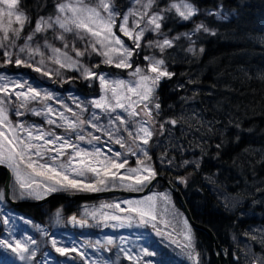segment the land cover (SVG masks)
<instances>
[{
	"label": "rangeland",
	"instance_id": "obj_1",
	"mask_svg": "<svg viewBox=\"0 0 264 264\" xmlns=\"http://www.w3.org/2000/svg\"><path fill=\"white\" fill-rule=\"evenodd\" d=\"M65 2H70V0H56L54 14L43 18L45 20L55 19L59 14L57 5ZM83 2L87 7L97 8L102 15H107L98 7L100 0H83ZM110 2L112 10L116 14L113 32L124 42V46L129 50H133L134 53L129 58L131 64L129 68L115 67V63L119 62L118 59L114 60L113 64L104 63L103 56L91 52L89 37L87 35L82 37L75 30L64 32L58 26H54L43 32L35 33L36 22L40 18L35 21L29 32H24L25 27H27V20L19 36L10 31L9 38L5 41L3 39V28L7 26L9 17L6 14L7 6L0 4V8L4 9V14L0 15V43L4 45V47H0V77L5 78L0 80V87L10 89L6 97L3 92H0V99L5 101L6 114L12 125L23 124L25 127L33 129L34 135H39L40 132L51 133V136L46 135L45 139L62 137L75 145L77 150L92 153L99 148L105 156H113L114 153L120 152L122 155L117 159L119 162L127 159L128 168H136L138 160H145V163L150 165L156 172L155 168L158 164L153 159L150 148H152L151 146L155 147L158 142L155 140V128L149 122L159 111V108L154 107L155 104H159L156 99V90L154 99L149 105L151 117L145 114L142 104L136 106L139 114L130 116V109L127 108L128 100L122 101L126 105L125 109L116 108L114 112L101 111L91 103L106 95L102 90L100 80L96 77L84 79L82 69L61 67L60 64L55 62L57 54L52 51V49H60L59 58L61 60L64 59L63 54L66 53L72 61H78L84 67L94 70L98 76H104L107 81H124L125 86L118 90V95L121 97L130 96L132 101H136L138 98L127 92V88L134 87L136 81L139 80V75L135 74L136 69H144L145 71L142 74L150 75L147 72L150 62L145 60V57L161 60L159 53H162V51L159 47H156V44L162 43L164 39L171 40L172 44L174 41L171 37L162 34L161 31L155 32L149 29L145 31L140 41L141 47L137 49L133 41L120 31L119 25L122 23L123 17L129 15V28L131 29L136 21L140 19V15L144 13L143 5L147 4L148 0H128V6L123 10L118 8L114 0H110ZM176 2L178 0L171 2L170 5ZM187 2L192 4L188 0ZM172 10L176 13L174 9ZM147 12L149 16L153 14L161 15L160 11L153 9V4L151 8L147 9ZM198 12L197 9L195 15L189 20H183L176 13L182 21L193 22L192 29L182 34L187 42V49L188 51L191 49L189 51L191 53L195 50L196 34L204 31L203 29L196 30L197 25H203L200 21L195 20ZM19 13L26 16L17 5L15 14ZM204 13L219 20L229 18V13L220 6L205 10ZM15 14L11 17L12 28L18 29L20 26L15 21ZM146 23L147 17L141 21L140 26L144 27ZM60 35H63L64 39H57ZM29 36H32L31 40L28 39ZM150 43L152 46H149ZM21 48L25 49L23 53L20 52ZM36 48H39V53L30 56L29 51ZM86 48H88V53L84 56H76L77 50L84 51ZM5 51L13 53L11 63H5ZM17 58L25 61V64L16 65L15 60ZM9 65H13L18 69L23 67V70L13 73L8 69ZM100 66H111L123 71V73L106 71ZM36 68H40V71H36ZM163 68L168 71L165 64H163ZM70 72L74 73L75 76L70 75ZM75 80L84 83L89 89L88 92L78 91ZM19 84H24L25 87L23 89L17 88L16 85ZM29 88L39 92L41 98L27 102L25 107L22 108L21 103L23 101L17 99L15 92H26ZM47 96L51 98L45 99L44 97ZM107 96L110 102L115 104L110 90L107 92ZM49 108L52 109L51 112L47 111ZM18 112L23 114L18 115ZM36 112L42 114L37 115ZM117 116L125 120L126 123L121 125L120 121L116 119ZM50 121H55V123H50ZM68 122L76 124V127L69 128ZM93 125H96V127H93ZM142 125L152 132L147 145H144L141 140L135 139L138 129ZM0 131H4L6 135L9 134L8 130L2 126H0ZM109 133H111V136H109ZM129 133L132 135H129ZM17 135L26 138L23 132L18 131ZM80 136H83L84 139L80 140ZM158 136L160 135L158 134ZM93 137L99 139H93ZM116 139H121L125 147L115 143ZM0 140H2V137H0ZM33 143L41 144L42 141H33ZM61 143H63V140L57 141L55 147L58 148ZM137 145H140V148L147 152L150 159H145L143 152L137 149ZM48 147L53 146L49 145ZM109 148L112 150L111 153L108 152ZM128 148L133 149L136 155L128 152ZM73 155L72 148H66L62 156L57 155L56 152H46L41 162L50 164L61 173L59 177H56L57 179H62L64 175H68L70 179L82 184L97 183V178L90 172H86L84 176H78L72 171V167L76 165L69 166L68 158ZM53 156H57L55 161L51 159ZM33 159H36V157L33 156ZM100 159H103V156ZM187 163L184 162L183 165ZM3 165L10 172L9 196L14 200H36L38 199L37 194L40 198L45 196L46 186L54 184V180L37 176L31 169L26 167V164L22 163L19 168L21 179L33 184V194L29 195L24 192L21 195L22 190L19 188L14 171L7 164ZM61 165H64V167H61ZM164 165L176 169L180 167L172 160L160 163V166ZM92 166L97 165L93 164ZM120 173L128 175L127 169H121ZM48 175L53 174L49 173ZM34 181L35 183H33ZM129 183L128 180H109L106 185L101 186V190L118 188L140 191L146 185L129 187ZM162 184L156 181L145 193L138 196L110 194L95 199L80 200L75 214L85 219L88 226L77 229L67 225V215L64 214L61 208L46 211L42 220L17 211L5 200L2 183L0 186V239H8L11 242L16 240L25 242L30 250L26 255L30 258L22 261L10 250L0 247V264H160L161 261H163V264H196L195 239L192 227L187 222L182 209L175 203L169 188ZM57 187L56 192H92ZM237 203L235 202V205ZM117 204L120 206L119 208L115 207ZM149 204H154L152 211L156 216V220H150L149 223L144 225L140 224L136 213L127 211L131 207L147 208ZM111 216L131 217V220H112L110 219ZM106 217H109V219H106ZM4 220H8V223L4 224ZM158 231L161 233L160 235L157 234ZM250 231L259 237V240H264V229H259V227L257 229L254 226ZM189 232L191 235L190 248L186 247L188 241L185 239V235ZM109 239L112 240L111 244L107 243ZM32 240L35 241L34 244L30 242ZM53 241H55V246H53ZM56 248H64L68 251L62 255L56 251ZM72 249H75V251H72ZM144 249L155 253V255L143 256L140 262L131 261L124 255V252H129L133 256H142ZM32 252H35V256H31ZM247 254L246 262L250 259L247 264H259L257 261L259 255H255L254 252L251 253L250 250Z\"/></svg>",
	"mask_w": 264,
	"mask_h": 264
},
{
	"label": "trees",
	"instance_id": "obj_2",
	"mask_svg": "<svg viewBox=\"0 0 264 264\" xmlns=\"http://www.w3.org/2000/svg\"><path fill=\"white\" fill-rule=\"evenodd\" d=\"M55 1L19 0L28 20L24 32L38 18L53 15ZM173 1L152 3L164 17L160 31L174 41L172 48L159 53L173 76L157 87L160 107L150 120L158 142L150 148L156 172L174 184L181 178L178 187L193 219L214 232L229 264H247L249 250L264 264V240L250 231L254 226L264 229V0H188L199 10L195 20L208 29L196 34L192 53L182 34L193 22L169 10ZM114 3L121 10L128 6V0ZM219 6L229 13L227 20L204 13ZM8 69L18 73L23 67ZM75 85L82 93L89 90L79 80ZM168 160L179 169L160 166ZM3 182L0 170V186ZM79 201L55 198L42 206L15 209L42 220L46 211L56 208L67 216L75 214ZM192 230L196 264H214L207 235ZM234 254L237 261L231 259Z\"/></svg>",
	"mask_w": 264,
	"mask_h": 264
},
{
	"label": "snow or ice",
	"instance_id": "obj_3",
	"mask_svg": "<svg viewBox=\"0 0 264 264\" xmlns=\"http://www.w3.org/2000/svg\"><path fill=\"white\" fill-rule=\"evenodd\" d=\"M18 2L19 0H0V4L7 6L6 14L9 17L7 26L3 28V39L5 41L8 40L10 31L19 36L20 31H22L23 26L27 21V17L23 13L15 14ZM153 2L154 0H148V3L143 5L145 11L140 15V19L136 21L131 29L129 28V15H125L122 23L119 25L120 31L133 41L137 49L141 47L140 41L143 38L145 31L151 29V31L159 32L161 29V22L164 20V17L160 14H153L149 16L147 12V9L151 8ZM98 7L107 15H102L101 11L97 8L87 7L83 0H70V2L60 3L57 5V12L59 14L55 17V19L49 18L48 20H45L41 17L36 22L35 33L43 32L47 29L53 28L54 26H58L64 32H71L75 30L82 37L84 35L89 37L91 52L103 56L104 63L113 64L114 60L118 59L119 62L115 63V67H131L129 58L132 57L134 53L133 50L126 48L124 46V42L113 32V26L116 22V14L112 10L110 0H100ZM172 9H174L183 20H189L197 11V9L192 4L188 3L187 0H178V2L172 3L169 10ZM3 14L4 9L0 8V15ZM14 14L15 21L20 26L18 29L12 28L11 17ZM145 17H147V23L144 27H141V21L144 20ZM200 29L208 31V29L202 24L197 25L196 30L199 31ZM28 39L31 40L32 36H29ZM57 39H64V37L63 35H60ZM149 46H152L151 43ZM171 46L172 41L168 39H164L162 43L156 44V47H159L161 51H164L165 48H169ZM0 47H4L3 43H0ZM24 51V48L20 49L21 53ZM52 51L57 54L55 62L60 64L61 67L76 68L77 70L82 69L84 79H92L93 77H96L100 80L102 90L106 93V95L102 96L99 100L92 101L91 103L95 108L101 109V111L114 112L116 108L125 109L126 105L122 101L128 100L129 103L127 108L130 109V116L138 115L139 112L137 111L136 106L138 104H142L145 114L148 117H151V108L149 105L151 104L152 99H154L155 90L163 78L170 79L173 76V73L163 68V60H154L152 57L146 56L145 60L150 62L147 68V72L150 73V75L142 74L145 71L144 69H136L135 74L139 75V80L136 81L134 87L127 88V92L138 98L136 101H132L130 96L121 97L118 95V90L125 86L124 81H107L104 76H98L94 70L84 67L79 64L78 61H72L70 57H67L66 53L63 54L64 59L61 60L59 58L60 49H52ZM189 51H191V49H189ZM37 53H39V48L29 51L30 56H34ZM86 53H88V48L84 51L77 50L76 56H84ZM12 56L13 53L11 51H5V63H11ZM15 63L19 66L21 64H25V61L17 58ZM41 63H43V61H41ZM35 70L40 71V68H36ZM4 79V77H0V80ZM16 87L23 89L25 85L19 84L16 85ZM109 90L112 93V99L115 100V104H112L107 96V92ZM9 91L10 89L7 87H0V92H3L5 97L8 95ZM15 95L17 99L23 101L21 103L22 108L25 107L27 102L41 98L40 93L33 88H29L26 92L17 91L15 92ZM44 98L50 99L51 97L47 96ZM4 103L5 101L0 99V126L6 128L9 134L6 135L4 131H0V137H2V140H0V164H7V166L14 171L19 188L22 190L21 195H23L24 192H27L29 195L33 194V184H29L21 179L19 168L22 163L26 164V167L31 169L37 176L47 177L49 180H54L53 185L46 186L44 195H47L49 192H56L58 190L57 186H59V188H71L95 192L101 190V186L106 185L109 180L116 179L121 181H130L128 184L129 187L142 186L149 183L156 176L155 170L150 165H147L145 160H138L136 168H128L127 159L123 160V162L118 161L117 158L122 155L120 152L114 153L113 156H105L101 153L100 149L97 148L95 152L89 153L83 150H77L75 145L69 143L67 140H64L62 137L45 139V136H51V133L40 132L39 135H34V130L25 127L23 124L12 125L8 120ZM154 107L158 109L160 105L155 104ZM47 111L51 112L52 109L49 108ZM17 114L22 115L23 113L18 112ZM35 114L40 115L42 113L36 112ZM116 119L120 121L121 125L126 123V121L119 116H117ZM50 123H55V121H50ZM172 123L175 124L176 122L172 121ZM68 127L75 128L76 124L68 122ZM93 127H96V125H93ZM18 131L25 133L26 138L17 135ZM129 135L132 134L129 133ZM109 136H111V133H109ZM151 136L152 132L147 127L142 125L138 129V134L135 139H139L144 145H147ZM79 139L83 140L84 137L80 136ZM93 139L99 138L93 137ZM61 140H63V143H61L58 148L55 147L56 142ZM33 141H42V143L36 144L33 143ZM114 142L120 144L121 147H125L121 139H116ZM49 145H52L53 147H48ZM66 148H72L74 152V155L68 158L69 166H72L73 164L76 165L75 167H72V171L78 176H84L86 172H90L97 178V183L82 184L74 179H70L68 175H64L62 179H57L56 177H59L61 173L50 164L41 162L46 152H56L57 155L62 156L64 155V150ZM137 149L143 152L145 159H150L147 156V152L140 148V145H137ZM111 151V148H109L108 152L111 153ZM128 152L136 155V152H134L131 148H128ZM33 156H35L36 159H33ZM101 156H103V159H100ZM86 157L88 159H85ZM51 159L55 161L57 156H53ZM93 164L97 166H92ZM61 167H64V165H61ZM121 169H127L128 175L121 174ZM49 173H52L53 175L49 176ZM33 183H35V181ZM37 198H40L39 194H37ZM115 207L119 208L120 206L117 204ZM153 208L154 204H149L147 208L131 207L127 211L136 213L139 217L140 224L144 225L149 223L150 220H156V216L152 211ZM72 219L75 221V217ZM106 219H109V217H106ZM110 219L125 221L131 220V217L111 216ZM7 223L8 220H4V224ZM153 227H155V225H153ZM157 234L160 235L161 233L158 231ZM185 239L188 241L186 247L190 248V232L185 235ZM30 242L33 244L35 243L34 240ZM107 243L111 244L112 240L109 239ZM53 246H55V241H53ZM0 247L10 250L22 261L30 258L26 255L30 250L27 244L21 240L11 242L8 239H0ZM56 251L63 255L68 250L64 248H56ZM72 251H75V249H72ZM124 255L131 261L140 262L142 261L143 256H153L155 253H151L147 249H144L142 256H133L129 252H124ZM31 256H35V252H32ZM160 264H163V261H161Z\"/></svg>",
	"mask_w": 264,
	"mask_h": 264
},
{
	"label": "water",
	"instance_id": "obj_4",
	"mask_svg": "<svg viewBox=\"0 0 264 264\" xmlns=\"http://www.w3.org/2000/svg\"><path fill=\"white\" fill-rule=\"evenodd\" d=\"M0 170L4 172V198L5 200L12 206V207H20V206H42L46 203H48L50 200L55 198L70 200V201H76V200H89V199H95L102 196L110 195V194H120V195H127V196H138L143 193H145L149 187L156 181H161L166 187L169 188L173 196L176 198L178 203L180 204V207L186 217L187 222L190 224L192 228L198 229L203 231L210 242V248L211 253L214 258V264H221V259L224 260L225 264H228V255L226 253H223L222 248L214 234V232L205 224L199 223L195 221L191 215V212L187 206V203L185 201V198L181 192V190L178 187V178L175 179V184L162 174H156V176L147 183L144 188L140 191H133V190H126V189H118V188H112V189H106V190H99L95 192H52L49 193L41 198H38L36 200H14L9 196V177L10 172L6 166L3 164H0ZM73 217H75V221H73ZM67 225L71 228H77L81 229L88 226V222L78 217L75 214H70L67 217ZM231 259L233 261L238 260V256L236 254L231 256Z\"/></svg>",
	"mask_w": 264,
	"mask_h": 264
},
{
	"label": "bare ground",
	"instance_id": "obj_5",
	"mask_svg": "<svg viewBox=\"0 0 264 264\" xmlns=\"http://www.w3.org/2000/svg\"><path fill=\"white\" fill-rule=\"evenodd\" d=\"M226 12H227V11H226ZM198 16H199V15H198ZM223 20H224V19H223ZM33 21H34V20H33ZM161 25H162V24H161ZM182 42H183V41H182ZM172 47H173V46H172ZM172 47H171V48H172Z\"/></svg>",
	"mask_w": 264,
	"mask_h": 264
},
{
	"label": "flooded vegetation",
	"instance_id": "obj_6",
	"mask_svg": "<svg viewBox=\"0 0 264 264\" xmlns=\"http://www.w3.org/2000/svg\"><path fill=\"white\" fill-rule=\"evenodd\" d=\"M5 178V177H4ZM228 264H229V260H228Z\"/></svg>",
	"mask_w": 264,
	"mask_h": 264
}]
</instances>
